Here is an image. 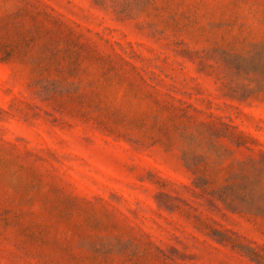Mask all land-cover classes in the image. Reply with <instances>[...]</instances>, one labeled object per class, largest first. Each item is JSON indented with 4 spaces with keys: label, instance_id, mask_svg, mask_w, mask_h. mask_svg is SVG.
Returning <instances> with one entry per match:
<instances>
[{
    "label": "rangeland",
    "instance_id": "374dc122",
    "mask_svg": "<svg viewBox=\"0 0 264 264\" xmlns=\"http://www.w3.org/2000/svg\"><path fill=\"white\" fill-rule=\"evenodd\" d=\"M0 264H264V0H0Z\"/></svg>",
    "mask_w": 264,
    "mask_h": 264
}]
</instances>
